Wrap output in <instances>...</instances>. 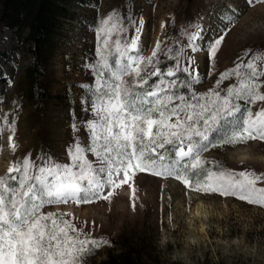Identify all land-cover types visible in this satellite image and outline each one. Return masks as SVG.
Segmentation results:
<instances>
[{
    "label": "rangeland",
    "instance_id": "374dc122",
    "mask_svg": "<svg viewBox=\"0 0 264 264\" xmlns=\"http://www.w3.org/2000/svg\"><path fill=\"white\" fill-rule=\"evenodd\" d=\"M64 5L67 14L61 20L54 48L45 51L37 92L32 91L26 75L33 61V43L26 40L28 30L8 28L0 21V121L6 117V123L0 122V177H6L9 167L26 157L37 166L45 158L67 163L75 143L87 148L90 133L86 122L93 119L86 110L90 107L87 88L95 85L96 73L86 65L100 59L99 30L110 16L118 18L126 29L124 33H114L110 43L125 37L130 41L143 21L138 35L139 50L145 58L152 55L158 42L165 51L182 47L187 42L184 30L194 31L190 27L194 24L203 29L204 40L199 43L207 44L222 34V16H233L235 22L224 34L211 72L206 52L185 49L188 56L196 57L201 80L190 91L180 88L187 95L192 91L208 92L216 86L220 73L246 63L254 55L264 56V2L250 5L248 0H64ZM157 58L162 70L173 63L163 52ZM113 59L114 55L109 56L110 61ZM181 66H187L186 57ZM177 76L179 84L187 74ZM157 79L152 77L149 84ZM235 83V77L225 80L219 86L221 93ZM235 102L240 104L241 113L245 108L253 114L264 108V101ZM11 144L16 145L15 151ZM84 155L96 166L90 152L85 151ZM201 159L211 162L206 166L213 170L219 164L235 172L250 170L261 174L264 141L209 148L201 153ZM257 186L264 187V182ZM110 190L113 189L106 188L105 194ZM200 200L208 211V217L202 219L204 232L193 214ZM41 211L62 215L77 228H83L88 239L108 242L101 244L87 264H100L108 253L119 251L130 255L134 264H264V206L234 196L197 192L173 177L148 171L137 172L128 184L114 189L109 200L45 205Z\"/></svg>",
    "mask_w": 264,
    "mask_h": 264
},
{
    "label": "snow or ice",
    "instance_id": "6c2138e0",
    "mask_svg": "<svg viewBox=\"0 0 264 264\" xmlns=\"http://www.w3.org/2000/svg\"><path fill=\"white\" fill-rule=\"evenodd\" d=\"M222 22V34L207 44L199 43L204 40L203 29L194 24L190 26L194 31L184 30L187 42L182 47L165 51L158 42L147 58L139 50L142 20L130 41L125 37L111 43L114 33L126 29L112 16L103 22L97 49L100 59L86 65L96 73L95 85L87 88L90 107L86 110L93 115L86 122L90 133L87 148L75 143L67 163L45 158L37 166L26 157L9 167L6 177H0V264H87L101 244L108 242L88 239L83 228L41 209L45 205L109 200L114 189L128 184L137 172L173 177L197 192L234 196L264 206V187L257 186L264 182V173L235 172L219 164L213 170L206 166L211 162L201 159V153L209 148L264 141V108L255 114L245 108L241 113L240 104L235 102L264 101V80L260 79L264 77V56L254 55L220 73L216 86L204 94L180 92V88L190 91L201 82L196 57L188 56L185 49L206 52L211 72L224 34L235 20L224 15ZM162 52L173 61L164 70L157 58ZM185 57L187 66H181ZM178 73L187 74L179 84ZM152 77L158 79L149 84ZM230 77L237 83L222 94L219 86ZM0 122L6 123V117ZM8 128L14 132L12 125ZM10 147L15 151V144ZM85 151L95 157L96 166ZM106 188L113 190L105 194Z\"/></svg>",
    "mask_w": 264,
    "mask_h": 264
},
{
    "label": "trees",
    "instance_id": "16d2710c",
    "mask_svg": "<svg viewBox=\"0 0 264 264\" xmlns=\"http://www.w3.org/2000/svg\"><path fill=\"white\" fill-rule=\"evenodd\" d=\"M67 14L64 0H0V21L8 28L28 30L26 40L33 43V61L27 68V80L37 92L42 75L43 58L47 49H53ZM147 88V85L145 86ZM100 264H134L124 251L108 253Z\"/></svg>",
    "mask_w": 264,
    "mask_h": 264
},
{
    "label": "bare ground",
    "instance_id": "6f19581e",
    "mask_svg": "<svg viewBox=\"0 0 264 264\" xmlns=\"http://www.w3.org/2000/svg\"><path fill=\"white\" fill-rule=\"evenodd\" d=\"M3 86V85H2ZM191 196H196L195 194H190ZM193 214L195 219L197 218L200 221V225H201V230L203 231L205 229L204 227V222L202 219L207 218L208 217V211L205 208V204L202 200L198 201L194 210H193ZM204 232V231H203Z\"/></svg>",
    "mask_w": 264,
    "mask_h": 264
}]
</instances>
